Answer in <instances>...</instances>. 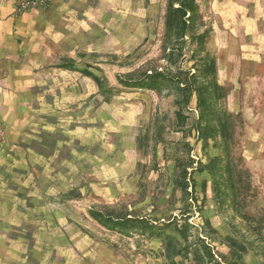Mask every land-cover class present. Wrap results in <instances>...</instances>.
Segmentation results:
<instances>
[{
  "label": "rangeland",
  "instance_id": "374dc122",
  "mask_svg": "<svg viewBox=\"0 0 264 264\" xmlns=\"http://www.w3.org/2000/svg\"><path fill=\"white\" fill-rule=\"evenodd\" d=\"M189 1L72 0L39 129L0 123L23 264H264V0Z\"/></svg>",
  "mask_w": 264,
  "mask_h": 264
},
{
  "label": "crops",
  "instance_id": "0c3cea01",
  "mask_svg": "<svg viewBox=\"0 0 264 264\" xmlns=\"http://www.w3.org/2000/svg\"><path fill=\"white\" fill-rule=\"evenodd\" d=\"M72 3L50 0L46 7L17 15L12 0H0V123L8 136L6 149L15 143L23 145L24 132L39 129L32 117L41 111L33 110V103L41 96L42 83L53 81L54 51L66 41L65 13ZM1 152L0 168L13 159ZM15 242L16 237L0 230V264H18V259L23 264V251Z\"/></svg>",
  "mask_w": 264,
  "mask_h": 264
},
{
  "label": "trees",
  "instance_id": "16d2710c",
  "mask_svg": "<svg viewBox=\"0 0 264 264\" xmlns=\"http://www.w3.org/2000/svg\"><path fill=\"white\" fill-rule=\"evenodd\" d=\"M178 1V7L176 8H172L173 14L177 13L179 14V16H181V24L182 27L185 29L187 27V22L185 20L186 15L188 14V12L190 11L191 6V1L186 0V2H184L185 0H177ZM141 78L139 77L138 79H136V77L133 79V83H137V84H142V85H147V86H154L157 82H156V78L158 76V72L152 71H144L141 74ZM196 80L195 78H193V80L191 82H189L188 84L185 85L184 90H189L190 92L193 90L194 88V84H195ZM95 213V217L97 219L100 218V216H97V212H93ZM118 220H121L122 222L127 223L126 218L123 217H119L117 218ZM170 244H168L169 246Z\"/></svg>",
  "mask_w": 264,
  "mask_h": 264
},
{
  "label": "built area",
  "instance_id": "2783aa9c",
  "mask_svg": "<svg viewBox=\"0 0 264 264\" xmlns=\"http://www.w3.org/2000/svg\"><path fill=\"white\" fill-rule=\"evenodd\" d=\"M14 11L17 15L23 14L29 10L39 7H46L49 5L50 0H12ZM5 137L4 130L0 125V144L3 143Z\"/></svg>",
  "mask_w": 264,
  "mask_h": 264
}]
</instances>
